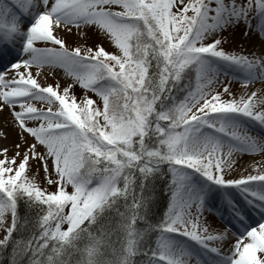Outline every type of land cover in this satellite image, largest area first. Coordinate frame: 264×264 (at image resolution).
<instances>
[{"label":"snow or ice","instance_id":"6c2138e0","mask_svg":"<svg viewBox=\"0 0 264 264\" xmlns=\"http://www.w3.org/2000/svg\"><path fill=\"white\" fill-rule=\"evenodd\" d=\"M0 264H264V0H0Z\"/></svg>","mask_w":264,"mask_h":264},{"label":"rangeland","instance_id":"374dc122","mask_svg":"<svg viewBox=\"0 0 264 264\" xmlns=\"http://www.w3.org/2000/svg\"><path fill=\"white\" fill-rule=\"evenodd\" d=\"M78 39H79V38L77 37V35H76L75 33H73L72 35H70V36L67 38L68 43H70V44H74ZM94 39H95V36L93 35V36L90 37V39H89L88 42L91 43L92 40H94ZM79 42H80V43H84L85 41H83V40H79ZM257 43H258V41H257ZM44 77H46V80H47L48 82H54V81H55V76L49 74L48 72H43V71H42V73H41V78H44ZM63 82H64V81L62 80L61 83H63ZM80 90H81V89H80L79 87H77V92H79ZM214 219L216 220L217 223L220 222V220H219L218 217H215Z\"/></svg>","mask_w":264,"mask_h":264},{"label":"bare ground","instance_id":"6f19581e","mask_svg":"<svg viewBox=\"0 0 264 264\" xmlns=\"http://www.w3.org/2000/svg\"><path fill=\"white\" fill-rule=\"evenodd\" d=\"M9 131H10V133H11V132H14V130L11 129V128H9ZM11 139H14V136H10V140H11ZM218 223H219V222H218Z\"/></svg>","mask_w":264,"mask_h":264}]
</instances>
